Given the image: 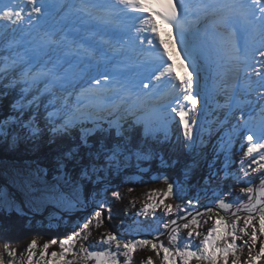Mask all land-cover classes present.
I'll use <instances>...</instances> for the list:
<instances>
[{
	"label": "snow or ice",
	"instance_id": "1",
	"mask_svg": "<svg viewBox=\"0 0 264 264\" xmlns=\"http://www.w3.org/2000/svg\"><path fill=\"white\" fill-rule=\"evenodd\" d=\"M151 3L152 0H81L79 11L90 16L99 13L109 22L126 18L138 34V42L149 45L153 41H145L142 34L151 32L159 37L156 20L159 16L169 27L175 26L181 48L189 62L194 64L187 34L200 17L190 12L188 0H165L163 11H157ZM51 7L49 0H0V39L5 41L4 50L11 52L18 44L9 33L35 28ZM209 7L202 0L198 11L207 14ZM213 14H219L226 25L242 21L253 37L242 48L234 46L229 54L232 68L242 74L240 82L233 86L222 83L217 90L224 103L217 101L216 104L217 109L222 110V118L217 117L216 131L224 129V135L219 146H214V151L217 158L220 153L225 156L221 169L224 175L220 177L219 171H212L204 178L208 191L212 192V206L205 204L203 211L198 197H185L183 189L168 182V177L164 176L166 188H153L146 193V200L135 213L137 217L151 216L159 221L151 239L135 238L145 226L134 221L120 235L105 228L97 240L89 243L93 231L104 227L105 220L112 219L113 203L124 198L119 190L110 189L111 177L119 174L132 157L141 161L159 155L161 163L167 164L160 150L172 145L173 140L170 121L161 115L162 111L170 110L169 116H178L182 125L180 151L191 158L185 175H189L204 158V132L207 131L209 138L213 132L211 128L202 130L196 119L201 99L193 90L195 67L181 77L176 74L174 64L163 59L171 57L167 47L162 52L155 48L158 55L152 59H159L161 63L150 79L158 84L163 81L169 87V94L175 92L176 95L171 100H167V96L162 97L167 102L158 105L148 115H137L135 111H129L126 116L117 115L118 106H113L116 112H110L108 118L93 120L92 127H85V114L76 107L83 93L77 94L74 104L71 99L74 82L66 75L58 74L61 60L51 67L42 65L35 71L32 64L22 68L28 63L24 57L8 55L0 60V142L12 145L25 142L38 147L47 135L46 143L56 145L51 162L52 180H47L49 168H41L39 164L24 178V186L29 193L35 190L31 178L43 184V195L31 203L38 210L44 202H56L71 211L85 205L83 194L91 186L96 205L91 216L77 225L78 230L62 239L45 242L35 264H133L137 251L144 248L153 251L160 264H257L264 261V0H218ZM46 35L50 42L55 43L51 41L52 34ZM160 43L165 44L163 40ZM81 50L90 58L96 55L94 49L81 47ZM120 51V48H113L112 54ZM107 55L103 53L102 58H107ZM152 59L145 62L151 63ZM100 76L101 79L92 78L94 85L99 86L101 80L105 83L112 80L110 73H100ZM142 86L148 87L143 83ZM121 90H124L123 85ZM253 113L259 115L258 121L253 118ZM232 120L235 124H231ZM101 121H106L107 127ZM229 124L231 127L225 128ZM137 127L143 130L141 141L133 136ZM76 129L79 132L74 137ZM238 135L243 136L247 147L239 167L233 171L228 150ZM148 140L152 141L151 145H147ZM245 158H251L250 162L245 164ZM177 162L172 160L173 165ZM213 166L209 165L210 168ZM221 181L232 183L221 187ZM236 185H242L238 192L235 191ZM129 203L131 207L136 206L134 200ZM158 211L160 216H157ZM221 212L230 214L232 218L228 219ZM209 221H212V226L202 234L200 229ZM182 230H185L183 237ZM163 235L167 236V244L160 239ZM129 236L133 238H126ZM57 244L60 250L49 254V249ZM37 247L35 239L24 252L8 243L0 244V264H34ZM245 249L246 259L242 258ZM140 264L156 262L148 256Z\"/></svg>",
	"mask_w": 264,
	"mask_h": 264
},
{
	"label": "rangeland",
	"instance_id": "2",
	"mask_svg": "<svg viewBox=\"0 0 264 264\" xmlns=\"http://www.w3.org/2000/svg\"><path fill=\"white\" fill-rule=\"evenodd\" d=\"M69 4H70V0L65 6V8H67ZM219 26L223 28L225 25L219 24ZM227 26L229 27L233 26L236 34L238 33L237 35L240 36V32H239L237 25L229 24ZM22 31H18L14 34L9 33V35L10 36H13V35L20 36ZM0 43H1V39H0ZM4 43L5 41L2 44L4 45ZM245 44L246 43H243L242 47ZM53 46L57 47L58 44H54ZM21 49H23V46L19 45L18 48L15 47L11 51V54L10 52H7L6 54H4V56H8V55L19 56ZM57 54L58 52L56 53V55ZM4 56L0 54V60H2ZM88 60L91 63H95V61L92 58H89ZM53 61H54V58L52 60H49V59L42 60L41 58V61L38 62L37 64H34V63H31V64L34 65L33 69L36 70L42 65L46 67L50 66L51 64H53ZM188 62H189V59H188ZM29 64L30 63L28 61L27 64L22 65V68H27ZM192 65H193L192 63H188L187 65L186 64L182 65L181 59L177 61V68L183 76L186 75L182 72V69H184V66L188 67L189 71H192L193 70ZM81 73L83 75H77V78L72 80L74 84H78L79 81L83 79L85 71H81ZM94 78L96 79V77ZM237 78L238 79L236 83H234L233 85H236L237 83L240 82V80L242 79V74L237 73ZM90 82L94 84L92 79L90 80ZM206 82L208 83V80ZM211 86H212V80H211V84H206V86L202 88V86L199 84V77L197 76V73H194V86H193L194 94H199L200 99H201L200 105L197 106L198 115L196 119L198 121L199 127L202 130H207L211 128L213 132L211 138H209V136L207 135V131L204 132V139H205L206 146L208 148V154H205L206 158L204 160L202 159L203 161L201 163L203 164V167L206 173L205 177L212 171H219L220 177H223L224 173L221 169L223 168L225 156L223 153H220L217 158L216 153L214 151V146L216 147L219 146L221 137L224 135V129H221V131L219 132L216 131V128L218 127L217 122H216L217 117L222 118V110L217 109L216 104H217V101L222 104L224 103V100L222 96L217 95V90H215V88H213L214 91L212 90ZM132 93L134 94L133 98L127 101H126V97L124 96L125 92H121V91L114 92L112 97L108 99L106 102H102L101 100H99L98 102L97 101L89 102L88 94H85L87 95V97H81L79 99L78 104H76L77 96L73 94L71 99L73 103L76 104V107L80 108V110L84 114L86 113L88 115L89 114L94 115L95 116L94 119H95L96 117L97 118L99 117L108 118L110 112H116V109L113 106H118L117 115L126 116L129 111H135L137 115H148L155 109V107H157L161 103H166L167 100H171L172 96L176 95L175 92H172L171 94H169V87H167L166 89L162 91L163 94H166L168 96L167 100H162L161 99L162 95H161L160 97L158 96L161 102L160 100L159 102H154V99L153 100H151L152 98L148 99V97H146V94H138L137 92H132ZM172 106L174 107L175 104L173 103ZM169 111L170 110L165 109L164 111H162L161 115L165 118H168L169 121H170V118H175L179 122V117L175 116V114H172L171 116H169ZM237 115L239 114L237 113ZM252 115L255 120L257 121L259 120V115L257 113H253ZM231 124H235V120H232ZM231 124L226 125L225 128H230ZM180 127L182 129V125H180ZM46 140H47V135H45L44 137V142L40 143L42 144L41 146L49 145L46 143ZM246 147H247V142L243 139L242 135H238L232 140V143L229 146L228 156H229V162L232 163L233 171H235L239 167V161L243 157V152L246 151ZM247 159L248 158H245V162ZM36 165L37 163L33 161H26V162H20V163L19 162L0 163V201L3 202V205L1 207H3V209L9 212L11 210L10 208H14L17 210L19 209V206H20V207H23L25 210L30 211L31 213L40 214L42 217H38V218L31 220L32 222L31 225L35 227L57 226L59 224H67L73 230H78L77 225L82 224L83 221L75 220L73 218H70L69 216L73 214L78 208H81L83 206H77L71 211H67L62 205L57 204L56 202H44L41 204V206L37 210L36 207L31 203L33 199H38L39 197L43 195L41 191L43 189V184L40 181L36 180L34 177L31 178L33 188L35 189L34 191L29 193V191L24 186V178L28 176L29 171L31 169H35ZM209 165H214V166L210 168ZM132 178L133 177H130V179ZM47 180L51 181L52 179L47 178ZM222 183L223 181H221V184ZM180 188L183 189V193H188L187 198H192V196L198 197L203 206L207 203H210V205L208 206H212V192L208 191L207 185L202 187L201 189L199 187L194 188V190H196L195 191L196 193L189 190V187L187 185L185 186L182 185L180 186ZM213 188H215L214 184H213ZM238 190H239V187L236 188V192H238ZM84 198H85V195H84ZM145 200L141 202H135L136 206L133 207V210L127 216L123 217V221L122 220H115V221L105 220L106 225H104V227L98 230L93 231L92 236L90 237L89 243H93L95 240H97L99 237V234L103 232L105 228L107 229L111 228L110 230L120 235L121 233L125 232V230L129 226H132L134 221L140 222L142 220H148V219L150 220L152 218L151 216L149 217L135 216V213L139 211V209L142 206V203ZM8 205H12V207H8ZM200 210L203 211L204 209L202 208ZM62 215H65L66 217H62ZM160 215L161 213L158 211L157 216H160ZM226 216L228 219L232 218L230 214L228 213H226ZM158 223H159L158 220H153L152 224H149L150 227H148L149 225H147V227H144V231L141 234L137 235L135 238L137 239L147 238V235H150L149 232L152 233L151 236L154 235L155 234L154 229L156 228ZM211 226H212V221H209L207 224H204L202 226L200 231L202 232V234L206 233V230ZM71 232H69L68 234H71ZM181 235L182 237L185 235V230H182ZM165 237L166 235L161 236V238H165ZM126 238H133V237L129 236ZM35 240L37 241V244H38V247L35 250L37 252V256L35 257V259L38 261L39 252L42 250V246L45 242H39V240L37 239ZM196 242L198 243L199 240L197 239ZM96 250H101V249H96ZM52 251H55V250L50 248L49 254ZM244 252H245V255L242 258L246 259L247 249H245ZM148 256H149L148 254H145L142 257L138 258V256L135 254L133 264H140V262L142 260H145ZM178 264H181V262H178ZM257 264H264V261H258Z\"/></svg>",
	"mask_w": 264,
	"mask_h": 264
},
{
	"label": "trees",
	"instance_id": "3",
	"mask_svg": "<svg viewBox=\"0 0 264 264\" xmlns=\"http://www.w3.org/2000/svg\"><path fill=\"white\" fill-rule=\"evenodd\" d=\"M93 116L86 115V118L83 121V126L92 127L93 120L99 119ZM107 118V117H106ZM104 127H107L106 121H101ZM174 124V125H173ZM170 127L173 144L166 145L160 151H162L164 160L167 161V164H162L159 155L155 156L151 160H141L137 161L135 157H132L127 161L125 167L119 174H115L111 177L112 184L109 186L111 190H119L123 195V200L115 201L112 205L113 214L112 219L122 220L123 217L127 216L132 210L133 207L130 205V201L134 200L135 202H141L146 199V193H148L153 188L165 189L166 184L163 181V177H168V182L174 183L175 185L189 187V190L196 193L194 188L199 187L200 189L206 186L205 182V170L203 164L201 163L206 157L205 154H208L207 146L204 147V158L200 159L199 165L193 167L189 175H185V168L187 165L191 164V158L186 156L183 152L180 151L179 142L183 140L182 129L179 122L175 118H170ZM142 128L137 127L133 133V136L137 141L142 140ZM79 129L73 131V136H77ZM97 136L100 134L97 133ZM147 145H151L152 141L148 140ZM38 147H33L30 143L20 142L15 145L10 143L0 142V163H16V162H26L33 161L39 164L42 168H49V173L47 178L52 179L53 172L51 171V162L54 158L56 152V145H47ZM176 159L178 162L172 164V160ZM251 158H248L245 164L250 162ZM130 177H133L130 179ZM231 184L232 181H223L221 187H224L225 184ZM215 186V185H214ZM242 185H236V188ZM129 189H134V191L129 192ZM85 195V205L81 208H78L73 214L69 217L75 220L84 221L87 217L91 216L93 210L95 209V204L93 203V190L89 186L88 189L84 192ZM187 197L188 193H183ZM193 197V196H192ZM108 198L111 200V191L108 192ZM176 202V201H169ZM210 205V203H207ZM203 208L201 203L200 209ZM8 212L3 207L0 206V244L8 243L12 247L17 248L20 252H24L27 245L33 240L37 239L39 242H47L51 239H62L73 229L67 224H59L57 226H44V227H35L31 225V220L42 217L40 214L31 213L30 211L25 210L23 207L19 206V209L10 208ZM221 215H225V212H221ZM62 217H66L62 215ZM227 217V216H226ZM169 219L171 217H168ZM153 218L150 220H142L141 222L145 227L152 224ZM106 225V224H104ZM111 229V228H110ZM163 231V230H162ZM97 233V231H96ZM137 236V235H136ZM135 236V237H136ZM147 238L151 239V235H147ZM168 243L167 236L161 238ZM55 251H59V245H53L51 247ZM148 254L152 256L156 264H160L159 257H156L155 253L148 248L140 249L137 251L136 255L138 258L143 255ZM7 259V257H6ZM137 260V259H136ZM37 260L34 257V264ZM94 264V262H90ZM195 264V262H193Z\"/></svg>",
	"mask_w": 264,
	"mask_h": 264
},
{
	"label": "bare ground",
	"instance_id": "4",
	"mask_svg": "<svg viewBox=\"0 0 264 264\" xmlns=\"http://www.w3.org/2000/svg\"><path fill=\"white\" fill-rule=\"evenodd\" d=\"M71 3L69 4L68 8L65 9V5L62 7V9L59 11L57 17L53 18L49 21L50 26L52 24L55 25V28L51 30L53 33L55 29L57 28H65L66 26L70 25L72 26L71 29V37L69 39L63 38V32L62 35H58L53 38V41L57 43L58 47H47L43 52L40 53L38 62L42 60H52L56 57V52L61 51L60 55L65 51L66 47H72L73 43L78 41H82L84 39L88 40V46L84 47L83 49H94L95 50V57L92 58L95 63H91L85 59V54L83 51L79 52L77 58H72L69 65H67V68L71 72V76L69 77L71 80H74L77 78V75H83L81 71H85V74L83 76V79L79 81L78 84H75V88L71 89L72 93L77 96V94L83 93L80 95L81 97H87L89 96V102H93L95 99H102V95L99 91V86H95L90 82V80L93 77H96V79H101L100 73H109V70L114 69L113 65L114 61H111L109 58V55H107V58H102L103 53L111 54L112 49L115 48L116 42L120 41L119 39L122 38L125 34V27L119 24L116 21H111L109 23V26L113 28H118L121 31V33L124 32V34H120L118 31H106L102 30L100 34L95 38V40L89 39V34H83L89 26H91L90 32L93 31V28H96L98 25L101 27L102 23L107 21L105 17H103L101 14L96 13L94 15H87L88 19L85 20L84 24H81V18L80 14L82 11H79L81 7V0H70ZM76 2L77 5L74 7L73 2ZM200 0H188V5L191 7L194 4L199 3ZM68 15V17H66ZM199 20L196 24L192 26V28H199L200 23H205V35L204 37L196 42L197 38L196 35H188L187 34V40L189 47L191 49V56L194 60V64L192 65L195 67V73H197V76L199 77V84L203 87L206 86V84H211L212 80V90H218L219 85L222 83H227L229 86H233L234 83L237 81V73L231 66V62L229 61V54L232 50V48L235 47H241L243 43H249L252 41V34L251 31H247V26L242 22H236L235 24L238 26L240 31V36L236 34L233 27H226L222 28L219 26L218 23L222 24V21L219 17V14H213V11L208 12L207 14H203L202 16H199ZM64 19V20H63ZM94 19L98 20V24L93 21ZM109 22V21H108ZM60 26V27H59ZM80 27L83 32L78 33L77 29ZM42 30L36 31L37 37L35 36V32L32 33L31 37H26L24 35H13L14 38L18 41V45L24 44V46L28 45L30 41H38L40 40L42 36ZM89 32V33H90ZM41 33V34H39ZM171 33V34H170ZM195 34V33H194ZM153 35V34H152ZM167 40L168 44L173 52L174 58L176 60L181 59L182 65H187L189 57L185 55L183 49L181 48L180 42L178 38L176 37V32H169L167 34ZM4 42V39H1L0 43V54L4 56V54L7 53V51L4 50V45L2 44ZM54 44V43H53ZM52 44V45H53ZM89 44H93L95 47H90ZM63 50V51H62ZM97 50V51H96ZM47 53V54H46ZM11 54V52H10ZM120 58H122L123 54H117ZM24 52H21L19 54V57L26 58ZM88 57V56H87ZM187 59V60H186ZM76 62L78 64H76ZM52 66V64H51ZM48 66V67H51ZM192 67V69H193ZM33 71H35L33 69ZM186 72H189V68L184 66L183 73L186 74ZM59 74V73H58ZM131 78L134 82L137 84H140L142 88H145L142 86V83L144 85H148L147 91L149 92L150 89H152L154 86V83L156 82L154 79H150L148 77L145 78H138L137 76H134L131 74ZM208 80V83L206 82ZM90 85L91 90L89 91ZM121 87V86H120ZM146 90V89H145ZM211 90V89H210ZM125 97L126 101L133 98L134 94L131 92V88L124 86ZM161 95V93H160ZM158 95V96H160ZM105 102V100L103 101ZM156 108V107H155ZM174 125V124H173Z\"/></svg>",
	"mask_w": 264,
	"mask_h": 264
}]
</instances>
